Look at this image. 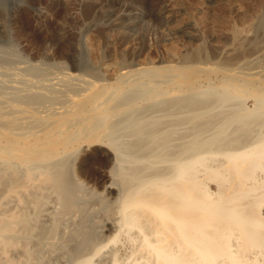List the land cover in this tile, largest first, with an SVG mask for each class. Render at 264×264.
Wrapping results in <instances>:
<instances>
[{"label":"bare ground","instance_id":"bare-ground-1","mask_svg":"<svg viewBox=\"0 0 264 264\" xmlns=\"http://www.w3.org/2000/svg\"><path fill=\"white\" fill-rule=\"evenodd\" d=\"M169 3L149 9L156 20L173 12ZM109 4L101 21L132 30L134 1ZM243 28L216 63L200 43L166 65L93 61L95 80L65 65L20 68L21 86L0 89V177L19 208L0 203V264H40L52 251L54 227L34 220L52 216L48 190L59 215L77 209L62 155L93 146L115 156L118 181L105 188L118 186L113 232L77 245L71 264H264V95L248 89L264 90L263 5ZM213 74L243 88L196 81Z\"/></svg>","mask_w":264,"mask_h":264},{"label":"rangeland","instance_id":"rangeland-1","mask_svg":"<svg viewBox=\"0 0 264 264\" xmlns=\"http://www.w3.org/2000/svg\"><path fill=\"white\" fill-rule=\"evenodd\" d=\"M110 1L0 0V72L2 71L0 89L7 92L15 91L13 87L21 84L15 82L16 77L14 80L12 77L19 71L22 72L20 68L25 69L33 63H41L44 67H52L50 69L58 71L63 70L65 65L68 72L82 74L90 80H95L93 73L87 70L93 61L98 60L105 64L118 61L124 64L127 62L166 65L169 63L170 55L174 53L184 55L189 48L200 43L204 44L210 54L208 61L216 63L220 59L219 47L230 41L229 33L235 27L246 29L256 18L262 5L264 6V0H123L135 3L130 10L135 15L132 19L135 25L133 24L132 30H126L110 28L107 23L101 21L100 16L110 7ZM161 3H169L170 12H173H169L168 18L165 16L156 20L149 9ZM234 55L233 57H236L239 53L236 52ZM3 71H7V75ZM13 72L15 75L11 74ZM212 76L210 78L202 76L196 81L203 85L202 88L216 86L225 90L230 87L229 83L231 85L237 83L243 88L242 84L225 77L223 79L220 74ZM248 89L264 95L262 89L256 90L252 87ZM7 102L11 103L10 100ZM113 119L115 120V117ZM71 153L62 156L67 158L65 161L69 159L68 178L73 181L69 196L76 198L77 209L59 215L61 202L50 190L47 191L46 202L55 210H49L52 212V216L50 214L48 216L50 219L47 220V216L41 215L42 219L36 218L35 211L32 212L30 207V213H34L33 216L36 218L35 223L46 222L47 227L52 224L54 235L57 233L55 243L53 242L55 250L52 248L51 251L48 248L49 251L46 249L40 252L42 259L40 264H71L72 261L68 257L78 251L81 244L95 243V240L99 242L103 235L105 238L106 234L113 232L108 229L111 228L108 222L116 208L114 205L115 199L119 196L118 186L115 184L116 188H111L110 192L106 189L111 185V181L114 183L118 181L113 171L116 170L115 156L101 146L85 149L81 147ZM5 169L3 167V174ZM6 189V184L1 180L0 203L7 209L17 212L19 209L17 203L14 198H6ZM33 245L31 242L28 247L31 249ZM12 251L8 253V257L15 262L20 261L18 250ZM76 257L75 260L78 258ZM71 259L73 260V257Z\"/></svg>","mask_w":264,"mask_h":264}]
</instances>
